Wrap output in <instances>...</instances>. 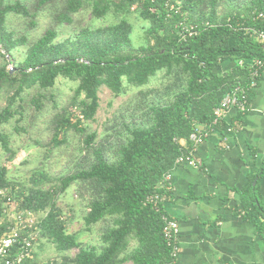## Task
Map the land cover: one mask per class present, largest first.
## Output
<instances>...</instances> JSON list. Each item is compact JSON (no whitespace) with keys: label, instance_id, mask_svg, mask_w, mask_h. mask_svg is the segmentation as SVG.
Returning a JSON list of instances; mask_svg holds the SVG:
<instances>
[{"label":"trees","instance_id":"obj_1","mask_svg":"<svg viewBox=\"0 0 264 264\" xmlns=\"http://www.w3.org/2000/svg\"><path fill=\"white\" fill-rule=\"evenodd\" d=\"M178 1L175 12L169 0H0V46L5 51L1 54L13 64L0 65V94H7V105L0 111L1 146L12 151L3 128L17 114L23 115L17 98L35 90L30 102L42 112L48 91L59 78L75 88L69 105L51 119L50 148L66 144L72 130L83 137L73 167L59 177L42 173L27 183L13 181L8 167L0 164V236L7 225L3 193L11 190L22 209L40 216L39 241L55 246L61 256L58 264H175L173 243L164 236L163 205L145 204V199L167 195L162 186L165 176L176 167L182 151L193 148L190 136L196 127L204 124L209 130L214 110L227 92L245 87L251 102L252 61L264 62V43L239 28L261 25L252 13L264 12V0ZM89 8L94 19L114 20L88 23L59 40L58 26L72 24ZM133 13L148 23L138 46L131 38ZM11 15L24 18L33 28L47 15L58 26L31 41L28 35L15 37L8 24ZM184 27H194V33ZM22 45L25 53L17 60L15 52ZM227 59L234 66L219 70ZM103 87L117 97L130 95L129 99L102 134L86 133L83 123L95 119ZM181 140L187 142L185 147ZM263 173L264 164L254 180ZM71 188L87 204L84 229L98 226V244H84L80 231H68L58 201ZM242 197L243 217L264 238L259 179L243 190ZM74 249L77 252L71 255Z\"/></svg>","mask_w":264,"mask_h":264},{"label":"crops","instance_id":"obj_2","mask_svg":"<svg viewBox=\"0 0 264 264\" xmlns=\"http://www.w3.org/2000/svg\"><path fill=\"white\" fill-rule=\"evenodd\" d=\"M234 64L227 59L218 69ZM253 91L248 112L230 109L194 148L197 165H176L162 184L164 211L179 222L175 264H264V238L242 215V192L258 179L264 204V173L254 180L264 164V65Z\"/></svg>","mask_w":264,"mask_h":264},{"label":"rangeland","instance_id":"obj_3","mask_svg":"<svg viewBox=\"0 0 264 264\" xmlns=\"http://www.w3.org/2000/svg\"><path fill=\"white\" fill-rule=\"evenodd\" d=\"M223 10L224 6L223 8L220 7L219 11ZM113 20L112 16H109L107 19H94L91 8H89L77 14L72 24H64L62 26H58L56 22L52 24L47 15L39 17L38 23L34 28L29 27L24 18L16 15L9 17L8 24L15 31V37L18 35H28L31 41L42 35L48 27L55 28L58 26L60 31L58 39L61 40L75 34L81 26L88 23L93 22L94 25H101L110 23ZM130 20L133 25L131 38L134 45L138 46L143 42L144 29L148 23L139 18L137 13L131 14ZM25 49L26 46L22 45L15 52L17 60L23 58ZM1 53H5V51L0 46V65L7 64L8 67L13 68V64L6 63ZM74 88L75 86L71 81L59 78L55 87L51 91H48V98L44 100L45 109L42 112L36 111L30 102V99L36 92L35 90L25 92L22 99L17 98L16 105L17 107L22 105L21 108H18L23 111V115L17 114L3 128L10 135V147L12 151H6L0 144V164H5L8 167V175L13 181L27 183L32 176L37 175L40 177L42 173L50 177H59L68 174L73 167L74 160L77 158L79 148L82 145V133L72 130L69 132L66 144L51 150V144L49 145V143L52 138V132L49 127L54 113L56 111L61 112L64 107L69 105ZM99 96L100 107L95 119L83 123L86 133L96 131L98 134H102L106 125L111 124L114 117L123 109L122 106L127 103L130 95L117 97L109 88L103 87ZM54 101L57 102V108H54ZM6 105L7 94L3 92L0 94V111ZM58 204L64 212V218L68 221L69 232L80 231V239L84 244L99 243L98 226L90 231L84 229L85 222L83 217L87 210V204L79 198L74 188H71L68 193L64 194L59 199ZM76 252L77 249H74L70 254L74 255ZM37 254L38 260H56L57 263L55 262V264H58L61 258L55 246L45 240L42 243L40 242Z\"/></svg>","mask_w":264,"mask_h":264},{"label":"built area","instance_id":"obj_4","mask_svg":"<svg viewBox=\"0 0 264 264\" xmlns=\"http://www.w3.org/2000/svg\"><path fill=\"white\" fill-rule=\"evenodd\" d=\"M168 5L171 11L178 12L180 1L169 0ZM252 18L256 22H260V26H250L240 24L239 28L247 34H252L258 40L264 43V12L258 11L252 13ZM194 27H184L185 31L192 35ZM243 63V61H241ZM264 62L261 60L252 61V70L250 73V87L254 89L262 75ZM251 102L248 89L245 87H237L225 94L219 105L214 110V117L210 123L209 130L196 127L190 136L193 148L189 151L183 150L176 160V165L188 164L196 166V160L193 157L194 148L204 142L208 137L210 129H213L222 122L227 112L235 108L242 113L250 110ZM233 130L228 127V131ZM183 141V140H181ZM181 145L184 146L181 142ZM185 147V146H184ZM171 173L165 176V182L170 179ZM2 212L7 219L6 229L0 236V264H55L53 261L38 260L37 249L40 244V224L39 215L31 210L22 209L18 200L14 197L11 190H5L3 193ZM166 196L160 193L149 195L145 199V204L160 206L164 204ZM164 221V236L173 243V255L177 256L178 244L177 237L179 234V222L169 216L167 213L162 215Z\"/></svg>","mask_w":264,"mask_h":264}]
</instances>
